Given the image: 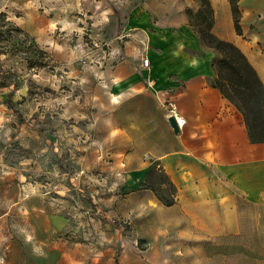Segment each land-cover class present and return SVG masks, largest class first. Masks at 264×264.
I'll return each instance as SVG.
<instances>
[{"label":"rangeland","instance_id":"obj_1","mask_svg":"<svg viewBox=\"0 0 264 264\" xmlns=\"http://www.w3.org/2000/svg\"><path fill=\"white\" fill-rule=\"evenodd\" d=\"M128 1L0 0V264H189L158 216L175 188L152 161L129 167L110 140ZM188 1L210 31L208 0ZM244 6L264 48V0Z\"/></svg>","mask_w":264,"mask_h":264},{"label":"crops","instance_id":"obj_2","mask_svg":"<svg viewBox=\"0 0 264 264\" xmlns=\"http://www.w3.org/2000/svg\"><path fill=\"white\" fill-rule=\"evenodd\" d=\"M208 2L210 31L239 47L264 84V48L254 45L260 29L243 17L239 33L231 0ZM127 4L129 40L109 95L119 158L142 174L152 161L175 187L171 204L158 203V216L189 249V264H264V142L251 141L243 113L212 85L216 53L203 47L190 2ZM172 103L185 120L182 127L176 120L179 133L169 121Z\"/></svg>","mask_w":264,"mask_h":264},{"label":"trees","instance_id":"obj_3","mask_svg":"<svg viewBox=\"0 0 264 264\" xmlns=\"http://www.w3.org/2000/svg\"><path fill=\"white\" fill-rule=\"evenodd\" d=\"M231 4L235 26L240 33L238 0H231ZM201 37L203 40L208 37V45L221 52V56L213 61L216 76L214 75L211 80L212 85L217 87L243 113L251 141L264 142V84L257 71L234 43L218 38L211 31L201 32ZM241 66L248 70L250 77L241 73ZM224 68H229L233 74L237 75L227 78V84L221 77ZM233 93H236L237 96ZM173 200L174 197L166 204H171Z\"/></svg>","mask_w":264,"mask_h":264},{"label":"built area","instance_id":"obj_4","mask_svg":"<svg viewBox=\"0 0 264 264\" xmlns=\"http://www.w3.org/2000/svg\"><path fill=\"white\" fill-rule=\"evenodd\" d=\"M142 65L144 67H148L149 66V59L147 57H143ZM171 112H173V115L175 116L179 126L182 127L184 125V123H185V120L183 119V117L177 115L176 107H175L174 103L171 104Z\"/></svg>","mask_w":264,"mask_h":264},{"label":"water","instance_id":"obj_5","mask_svg":"<svg viewBox=\"0 0 264 264\" xmlns=\"http://www.w3.org/2000/svg\"><path fill=\"white\" fill-rule=\"evenodd\" d=\"M169 121H170V123H171V125H172L174 131H175L176 133H179L180 129H179L178 124H177V122H176V118H175L173 115H171V116L169 117Z\"/></svg>","mask_w":264,"mask_h":264}]
</instances>
